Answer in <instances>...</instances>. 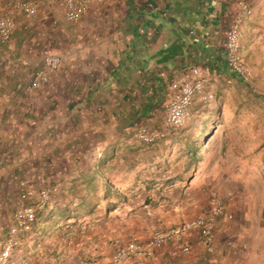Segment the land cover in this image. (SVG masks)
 <instances>
[{
  "label": "crops",
  "instance_id": "crops-1",
  "mask_svg": "<svg viewBox=\"0 0 264 264\" xmlns=\"http://www.w3.org/2000/svg\"><path fill=\"white\" fill-rule=\"evenodd\" d=\"M18 1L0 0V17L15 21L11 38L0 37V249L22 180L38 190L47 178L60 188L50 205L64 210L60 264H112L119 244L207 214L217 194L201 171L158 183L146 201L143 184L140 195H130L132 177L148 174L146 162L155 158L136 131L162 125L171 83L192 67L209 77L234 74L226 31L243 2L253 14L243 23L242 50L255 56L264 49V0H106L79 21L54 0H31L32 15ZM46 53L61 57L57 69ZM38 70L50 80L32 89ZM234 177L219 187L226 213L216 219L212 251L193 230L190 254H173L179 244L166 243L128 264H264V183L250 189ZM36 259L55 264L54 256Z\"/></svg>",
  "mask_w": 264,
  "mask_h": 264
},
{
  "label": "rangeland",
  "instance_id": "rangeland-1",
  "mask_svg": "<svg viewBox=\"0 0 264 264\" xmlns=\"http://www.w3.org/2000/svg\"><path fill=\"white\" fill-rule=\"evenodd\" d=\"M243 53L253 71L249 80L236 74L211 77L214 98L196 99L183 126L172 128L164 120L159 127L145 125L166 130V136L155 145L144 146V151L155 158L146 162L150 163L148 174L132 177L131 196L140 195L143 184L149 191L144 196L146 201L156 193L158 183L172 182L178 177L186 181L198 171L206 178L210 192L218 196L219 187L230 176L245 180L250 189L253 183H264V49L255 56L245 49ZM52 201L53 197L49 203L38 206V223L32 232L20 238L12 253L19 259L17 264H37L32 261H43L47 256H54L55 264H60L59 239L66 229L61 216L64 210L51 209ZM46 209H51L49 214ZM12 255L0 264L15 263Z\"/></svg>",
  "mask_w": 264,
  "mask_h": 264
},
{
  "label": "built area",
  "instance_id": "built-area-1",
  "mask_svg": "<svg viewBox=\"0 0 264 264\" xmlns=\"http://www.w3.org/2000/svg\"><path fill=\"white\" fill-rule=\"evenodd\" d=\"M64 10L65 16L70 21H79L90 10L93 4L104 3L106 0H54ZM16 7L28 15L35 14L37 5L31 0H20ZM253 14V9L248 2L242 3V11L226 31V60L234 74L244 80H249L253 71L245 60L242 50L243 23ZM15 21L9 16L0 17V37L8 40L13 34ZM46 64L53 70L61 63V57L54 53H46ZM50 75L46 70H38L33 75L30 88L38 89L48 83ZM211 77L200 67H192L189 74L171 83L168 97L164 103V122L172 128L183 126L191 116L192 106L196 99L205 101L214 98L211 89ZM137 138L144 143H155L166 136V130L151 128L145 125L138 127ZM42 186L36 190L28 180L20 182L21 192L17 208L14 213V222L9 231L8 239L0 249V262L10 258L20 238L33 231L38 223V206L49 203L53 195L60 192V188L53 185L47 178L42 179ZM226 213V203L218 195H213L209 200L207 214H202L179 225L163 227L156 230L153 237L148 240H130L121 243L115 248L112 255V264H128L136 257H153L156 249L166 243L179 244V251L185 255L193 250L189 238L191 231L196 230L202 245L207 251H212L215 245L216 219Z\"/></svg>",
  "mask_w": 264,
  "mask_h": 264
},
{
  "label": "trees",
  "instance_id": "trees-1",
  "mask_svg": "<svg viewBox=\"0 0 264 264\" xmlns=\"http://www.w3.org/2000/svg\"><path fill=\"white\" fill-rule=\"evenodd\" d=\"M156 143H158V141H157V142H155V143H149V144L147 143V144H148V145H154V144H156Z\"/></svg>",
  "mask_w": 264,
  "mask_h": 264
}]
</instances>
